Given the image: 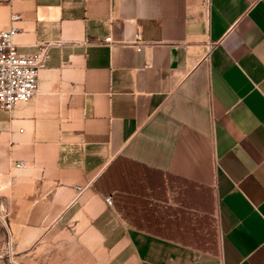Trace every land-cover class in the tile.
<instances>
[{
	"label": "crops",
	"instance_id": "obj_1",
	"mask_svg": "<svg viewBox=\"0 0 264 264\" xmlns=\"http://www.w3.org/2000/svg\"><path fill=\"white\" fill-rule=\"evenodd\" d=\"M13 13L20 50L50 43L0 107L29 264H264V0H0V30Z\"/></svg>",
	"mask_w": 264,
	"mask_h": 264
},
{
	"label": "built area",
	"instance_id": "obj_2",
	"mask_svg": "<svg viewBox=\"0 0 264 264\" xmlns=\"http://www.w3.org/2000/svg\"><path fill=\"white\" fill-rule=\"evenodd\" d=\"M20 13H13L11 23L7 28L0 30V107L11 109L17 103L29 101L37 92L39 87V75L46 67L49 60V42H40L34 52H25L19 49L15 38L21 27ZM112 37L105 39L111 43ZM135 44L141 49L144 43L141 41L140 33L135 35ZM25 160H20L16 165L22 167ZM83 190L81 187H77ZM109 203L111 197L107 198Z\"/></svg>",
	"mask_w": 264,
	"mask_h": 264
},
{
	"label": "rangeland",
	"instance_id": "obj_3",
	"mask_svg": "<svg viewBox=\"0 0 264 264\" xmlns=\"http://www.w3.org/2000/svg\"><path fill=\"white\" fill-rule=\"evenodd\" d=\"M8 188L0 184V264L38 263V253L31 257L29 251H24L21 237L11 234V219ZM26 255V258H25Z\"/></svg>",
	"mask_w": 264,
	"mask_h": 264
}]
</instances>
